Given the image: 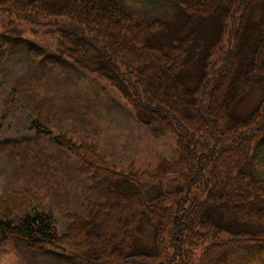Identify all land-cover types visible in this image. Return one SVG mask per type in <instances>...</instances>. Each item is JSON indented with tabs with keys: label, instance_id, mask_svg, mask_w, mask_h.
I'll use <instances>...</instances> for the list:
<instances>
[{
	"label": "trees",
	"instance_id": "trees-1",
	"mask_svg": "<svg viewBox=\"0 0 264 264\" xmlns=\"http://www.w3.org/2000/svg\"><path fill=\"white\" fill-rule=\"evenodd\" d=\"M142 1L0 0V14L49 19L57 54L109 84L150 134L173 135L176 150L157 173L175 181L149 187L57 128L73 110L46 80L18 79L0 113V154L22 160L0 196L1 241L25 264L47 250L73 264H264V0ZM16 112L54 153L11 143L4 124ZM65 169L85 201L61 232L33 201Z\"/></svg>",
	"mask_w": 264,
	"mask_h": 264
},
{
	"label": "rangeland",
	"instance_id": "rangeland-1",
	"mask_svg": "<svg viewBox=\"0 0 264 264\" xmlns=\"http://www.w3.org/2000/svg\"><path fill=\"white\" fill-rule=\"evenodd\" d=\"M135 1L143 3L142 0H134L135 5L139 4ZM48 21L31 25L17 20L10 13L0 14V113L18 79L23 83H33L42 77L48 82L49 92L56 101L73 110V120L65 122L63 119L62 125L57 128L73 134L77 142L95 145L108 164L118 170L132 172L147 186L166 188L175 179L171 175L159 178L157 173L162 161L176 158L173 135L150 134L104 80L58 56L55 48L58 35ZM51 62L57 67L49 69ZM260 93L255 89L247 100L237 106L236 115L246 116ZM25 116L16 112L5 122L4 128L11 134L10 138L18 140L11 143L23 141L28 145L35 142L36 150L31 152L34 156L37 150L54 153L50 142L44 144L32 131L25 132L18 122ZM16 149L19 151V148ZM21 163L20 158H17L16 164L10 163L0 154V196L8 187L17 186V164ZM63 177L62 183L54 177L50 184L52 187L48 191L43 188L39 199L33 201L35 207L53 213L61 232L66 224L65 215L69 212L82 213L80 204L85 201L83 182L76 174L65 169ZM233 192V196H239L238 191L234 189ZM1 238L0 264H25L11 251V244L2 243ZM39 257L38 264H73L66 255L52 250L39 254Z\"/></svg>",
	"mask_w": 264,
	"mask_h": 264
},
{
	"label": "bare ground",
	"instance_id": "bare-ground-1",
	"mask_svg": "<svg viewBox=\"0 0 264 264\" xmlns=\"http://www.w3.org/2000/svg\"><path fill=\"white\" fill-rule=\"evenodd\" d=\"M58 56H60V55H58ZM109 85V84H108Z\"/></svg>",
	"mask_w": 264,
	"mask_h": 264
}]
</instances>
